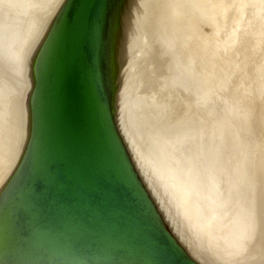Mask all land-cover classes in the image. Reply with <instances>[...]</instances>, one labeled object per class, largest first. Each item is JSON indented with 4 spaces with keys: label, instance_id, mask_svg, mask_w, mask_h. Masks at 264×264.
I'll list each match as a JSON object with an SVG mask.
<instances>
[{
    "label": "water",
    "instance_id": "water-1",
    "mask_svg": "<svg viewBox=\"0 0 264 264\" xmlns=\"http://www.w3.org/2000/svg\"><path fill=\"white\" fill-rule=\"evenodd\" d=\"M250 1L0 0V264H264V115L249 249L210 238L202 148L198 50Z\"/></svg>",
    "mask_w": 264,
    "mask_h": 264
},
{
    "label": "rangeland",
    "instance_id": "rangeland-1",
    "mask_svg": "<svg viewBox=\"0 0 264 264\" xmlns=\"http://www.w3.org/2000/svg\"><path fill=\"white\" fill-rule=\"evenodd\" d=\"M254 4V5H253ZM262 9L261 10H258L257 11V9H256V5H255V3H253V1H250V5H249V7H248V10H247V15H246V17H245V20H244V22H243V25H242V27L241 26H238L239 24H237L238 23V21L235 19V21L233 22V24L231 23L230 25H228L224 30H222L217 36H215L214 38L215 39H213L212 38V40H216V39H224V37H226L225 36V34L227 35L228 34V32H230V30H232V29H235V25L237 24V26H238V31H237V38H236V41H235V44L233 45V46H231V48H225V47H222V48H220L219 50L217 49V48H207L206 50H207V52H209V53H211V50H214L215 51V49H216V51L214 52V54H213V56H212V53H211V59L212 60H207V63H206V61H202V63H203V67H204V69H206V68H214V66H217V64L219 65V67L220 66H226L225 64L227 63V60H225V59H223L222 57L223 56H225V57H228V58H230V57H232L233 58V56L235 57L236 56V53H238L239 51L241 52V49L243 48V46L245 45V44H247V43H249L248 41H249V39H251V37L255 34V33H258L259 35H260V32H262V30H263V32H264V0H263V4H262ZM258 15V16H257ZM259 17V18H258ZM250 19V20H249ZM248 21V22H247ZM237 22V23H236ZM236 23V24H235ZM257 30V31H256ZM239 32V33H238ZM248 33V34H247ZM252 33V34H251ZM261 35H263L264 36V34H262L261 33ZM244 39V40H243ZM247 40V41H246ZM229 49V50H228ZM235 52H234V51ZM218 51V52H217ZM233 52H234V54H233ZM216 53V54H215ZM224 53H226V54H224ZM220 54V55H219ZM210 55V54H209ZM209 55H208V57H209ZM216 56V57H215ZM223 59V60H221V58ZM216 58V59H215ZM217 58H219V59H217ZM221 61V62H220ZM226 61V62H225ZM214 62V63H213ZM212 63V64H211ZM224 72H226V71H224ZM223 72V75H222V77L220 78V80L217 82V84L214 86L215 88L213 89L214 91L212 92V97H207V100H206V103H207V111L208 110H212L213 112H215V113H218V114H221V115H224V118H227V122L224 124V135H223V137L221 136L219 139L218 138H216V139H213V140H210V141H208L207 143H204V144H202V148H203V161H206L207 163H209L210 161H214L216 164L215 165H213L212 166V174H211V177L210 178H212V181L213 182H215L216 180V182H215V185H217L218 187H216V190H215V187L212 189V188H209V185H210V182H208L207 180H206V191L207 192H209V193H212L213 194V196H215V198H212V199H210V201H212V202H216V201H218V200H220L223 196H225L227 193V190L225 191V189H229V187H231V186H229L230 184H232V182L233 181H235V180H239L240 179V177H239V175H241V170H242V168L244 167V168H248V166H251V167H249L247 170H249V171H247L246 170V175H248V176H246V179H248V182H247V184L248 183H250L249 185H247V187H246V189H244V191H243V193H241V194H243L244 195V197H243V195H242V197H241V194H240V199H238L237 201H236V207H238V208H240L242 205V207H248V208H250L251 207V197H252V192H251V185H252V181H250V179L252 180V177H251V173H252V162L248 159V158H250L251 159V157H252V137H253V133H252V126H253V124H251V123H253V116H254V114H255V111H256V109L258 110V111H260L263 115H264V111L262 110V109H264V92H261V90H259L258 88H256L258 85H257V82H256V84H252V83H255V81H253L252 83H250V85H249V82H248V80L246 79V80H242L241 78H237V77H235L234 75L230 78V80H232V81H228L227 83H226V85H222V80H224V78H225V76L227 75V73L225 74ZM234 73H237V72H234ZM240 74V73H239ZM238 73H237V75H239ZM236 75V74H235ZM240 79H241V81H240ZM243 81V82H242ZM239 82H242V85L241 84H239ZM237 83V84H236ZM220 84L222 85V86H220ZM239 84V86H237ZM220 86V87H219ZM228 86V87H227ZM236 86V87H235ZM255 91H254V90ZM256 89H258V91L256 90ZM253 90V91H252ZM229 91V92H228ZM234 91V93L232 94V92ZM235 91H237V92H235ZM216 92V93H215ZM214 93V94H213ZM218 93V94H217ZM226 93H228V94H231V95H229L228 97L229 98H224V96L226 95ZM236 93V95H234ZM237 93H239V94H237ZM248 93V94H247ZM250 93V94H249ZM259 94L260 93V95H258V97H257V95L256 94ZM263 93V95H261ZM225 94V95H224ZM243 94V95H242ZM252 94V98H250L251 95ZM238 95H239V97H238ZM223 96V97H222ZM238 98H236V97ZM245 96H247V98L245 97ZM249 96V97H248ZM262 96V97H261ZM219 97V98H218ZM231 97H233V98H231ZM259 97H261V98H259ZM226 99V100H222V99ZM258 98V99H257ZM227 99H230L231 101H228ZM236 99L237 100H239V102H241V104L239 105L238 104V102L236 101ZM248 101H247V100ZM263 99V100H262ZM244 102H242V101ZM218 101V102H217ZM222 101V102H221ZM226 101V102H225ZM250 101V102H249ZM253 101V102H252ZM256 101V102H255ZM257 101L259 102V103H257ZM225 102V103H224ZM230 102L232 103V105L235 107V104H238V105H236V106H238V107H236V112L235 111H230L228 108L230 107ZM236 102V103H235ZM246 102V103H245ZM252 102V104H250ZM263 102V103H262ZM224 103V104H223ZM230 104V105H229ZM246 104H247V106H248V108H247V106H246ZM249 104V105H248ZM260 104H262V105H260ZM241 105H244V106H241ZM253 105V106H252ZM228 106V107H227ZM258 106H259V108H258ZM256 109H255V108ZM240 108H243L242 110L240 109ZM247 108V109H246ZM254 108V109H253ZM240 109V110H239ZM239 110V111H238ZM245 110H247V111H245ZM241 111V112H240ZM249 111V112H248ZM232 112H234V113H232ZM239 112V114H237ZM243 112H245L244 113V115H241V114H243ZM252 112V113H251ZM237 114V116H236V114ZM247 113H249V114H247ZM235 114V115H234ZM246 114L247 115H249L248 116V119L247 118H245V117H247L246 116ZM241 116H243V119L245 118L246 119V121H244L243 122V119H242V117ZM251 117H252V120H250L251 119ZM228 118L235 124L236 123V125H234V124H232V122H230V120L228 121ZM235 120V121H233V120ZM240 120L241 121V119H242V122H238L237 123V121L238 120ZM249 121V123H248V126L249 127H247V128H245V127H243L242 125H244V126H247L246 124V122H248ZM229 123V124H228ZM230 125H232L233 127L232 128H229L228 126H230ZM252 125V126H251ZM238 126V127H240V128H238L237 127V129H235L236 127ZM229 128V130H227ZM234 128V129H233ZM232 129H233V132H232ZM244 129L246 130L247 129V131H244ZM234 131H235V133H236V135L237 136H235V134H234ZM230 132V133H229ZM245 134H244V133ZM227 133V134H226ZM242 133V134H241ZM230 134V135H229ZM240 135V136H239ZM241 135H245V137L244 136H241ZM252 136V137H251ZM236 139V140H235ZM233 140H234V142L235 141H241V142H243V143H246V142H244V141H247L248 142V145L246 144H242V143H234L233 145H232V143H233ZM236 144V145H235ZM242 144V147H243V149H242V147L240 146ZM235 145V147H237L236 149H234L235 147H233ZM246 146H248V147H246L247 148V150H245V147ZM241 147V149H239ZM236 150H238V151H236ZM243 150H244V153H243ZM248 153H247V152ZM217 152H219V154H217ZM236 152H238L237 154H235ZM212 153H215V154H212ZM234 153V154H233ZM242 153V154H241ZM247 153V154H246ZM208 154V155H207ZM210 154H211V157H214V158H209L210 157ZM217 157H216V156ZM233 155H236V156H233ZM242 155H246V156H243V157H241ZM206 156H207V158H206ZM239 156V157H238ZM247 156H248V158H247ZM251 156V157H250ZM237 158V160H236V158ZM235 158V159H234ZM241 159L240 161H239V159ZM245 158H247L248 159V162L246 161V162H243V161H245V160H247V159H245ZM235 160V161H234ZM252 160V159H251ZM241 161H242V163H241ZM235 162H236V164H235ZM247 163V165H245ZM242 164H244V165H242ZM239 165V166H238ZM247 166V167H246ZM237 167V169H238V167L240 168V167H242V168H240V169H238V170H236L235 168ZM222 168V169H221ZM250 168H251V170H250ZM218 169H220V172H219V170ZM224 169V170H223ZM221 170H223V171H221ZM235 171L237 172V174L238 175H236V174H234L235 173ZM240 173H239V172ZM250 172V173H249ZM250 174V175H249ZM248 177V178H247ZM235 178H238V179H235ZM220 182V184L218 185V183ZM240 181V180H239ZM245 182V183H246ZM221 185V186H220ZM218 188V189H217ZM210 190H212V192H210ZM214 190V191H213ZM224 192H225V195H224ZM243 198H245V199H247V200H245V199H243ZM240 200H243V201H240ZM245 201V202H244ZM239 202V203H238ZM247 202H248V204H247ZM241 203H243V204H241ZM245 203V204H244ZM241 205L240 207H239V205ZM244 205H246V206H244ZM236 207H234V205H232L231 206V210L229 211V213H228V217L227 218H229V217H232V218H230L229 219V222H232L233 221V219H235L237 216L235 215V218H234V216L232 215L233 213H234V210H235V208ZM252 208V207H251ZM251 210V209H250ZM215 245V247H216V244H214Z\"/></svg>",
    "mask_w": 264,
    "mask_h": 264
},
{
    "label": "bare ground",
    "instance_id": "bare-ground-1",
    "mask_svg": "<svg viewBox=\"0 0 264 264\" xmlns=\"http://www.w3.org/2000/svg\"><path fill=\"white\" fill-rule=\"evenodd\" d=\"M251 1H253V3H255V5H256V9H257V11L258 10H261L262 9V4H263V0H251ZM254 5V4H253ZM258 16V15H257ZM259 18V17H258ZM250 20V19H249ZM248 22V21H247ZM237 23V22H236ZM235 23V24H236ZM233 24V23H232ZM237 24H239V23H237ZM237 24L235 25V29H232V30H230V32H228V34L226 35L225 34V36L226 37H224V39H216V40H210V41H208L207 43H206V45L205 46H203L201 49H199L198 50V53H199V56H200V59L202 60V61H206V63H207V60H212L211 59V57L213 56V54H214V52L216 51V49H215V51L214 50H211V53H212V56H211V53H209V52H207V48H217L218 50L220 49V48H222V47H225V48H228L229 46V48H231V46H233L234 44H235V41H236V38H237V31H238V26H240V24L237 26ZM257 31V30H256ZM239 33V32H238ZM259 33V32H258ZM258 33H255L252 37H251V39H249V43H247V44H245L244 46H243V48L241 49V52L239 51L238 53H236V56L234 57L233 56V58L232 57H230V58H228V57H225V56H223L222 58L223 59H225V60H227V63L225 64L226 66L228 65V67L225 69V71L226 72H224L225 74L227 73V75L225 76V78H224V80H222V85H226V83L230 80V78L234 75L235 77H237V78H241L242 80H248V82H249V85H250V83H252L253 81H255V83H252V84H256V82H257V87L256 88H258L259 90H261V92H264V36L263 35H261V33L262 34H264V32H263V30H262V32H260V35L258 34ZM248 34V33H247ZM252 34V33H251ZM213 39H215V38H213ZM244 40V39H243ZM247 41V40H246ZM207 49V50H206ZM229 50V49H228ZM209 51V50H208ZM234 51V50H233ZM218 52V51H217ZM235 52V51H234ZM234 52H233V54H234ZM210 54V55H209ZM216 54V53H215ZM224 54H226V53H224ZM208 55H209V57H208ZM220 55V54H219ZM211 56V57H210ZM216 57V56H215ZM221 58V57H220ZM221 58V60H223ZM216 59V58H215ZM217 59H219V58H217ZM221 62V61H220ZM226 62V61H225ZM204 63V62H203ZM214 63V62H213ZM205 64V63H204ZM212 64V63H211ZM214 67H219V65L217 64V66H214ZM221 67V66H220ZM234 72H237L239 75H237V73H234ZM236 74V75H235ZM241 79H240V81H241ZM230 81H232V80H230ZM243 82V81H242ZM242 82H239V84H241L242 85ZM237 84V83H236ZM239 84L237 85V86H239ZM221 84H220V86H222ZM219 86V87H220ZM228 87V86H227ZM236 87V86H235ZM215 88V87H214ZM258 89H256L257 91H258ZM254 90V89H253ZM252 90V91H253ZM214 90H212V92H213ZM255 91V90H254ZM212 92L208 95V97H212ZM229 92V91H228ZM235 92H237V91H235ZM216 93V92H215ZM234 93V91L232 92V94ZM214 94V93H213ZM218 94V93H217ZM237 94H239V93H237ZM248 94V93H247ZM250 94V93H249ZM225 95V94H224ZM229 95H231V94H228V93H226V95L224 96V98H229L228 96ZM234 95H236V93L234 94ZM243 95V94H242ZM257 95V97H258V95H260V93L258 94H256ZM261 95H263V93L261 94ZM251 97L250 98H252V94L250 95ZM264 96V95H263ZM223 97V96H222ZM236 97V96H235ZM238 97H239V95H238ZM246 98H247V96H245ZM249 97V96H248ZM262 97V96H261ZM261 97H259V98H261ZM219 98V97H218ZM222 99V100H226V99ZM231 98H233V97H231ZM237 98V97H236ZM234 99V98H233ZM238 99V98H237ZM236 99V101L238 102V104L240 103L241 104V102H239V100H237ZM258 99V98H257ZM228 101H231L230 99H227ZM247 100V99H246ZM263 100V99H262ZM242 101V100H241ZM248 101V100H247ZM218 102V101H217ZM222 102V101H221ZM226 102V101H225ZM224 102V103H225ZM243 102V101H242ZM250 102V101H249ZM253 102V101H252ZM252 102L250 103V104H252ZM256 102V101H255ZM260 102V101H259ZM258 101H257V103H259ZM223 103V104H224ZM233 103V102H232ZM232 103L230 102V107L228 108L230 111H237L236 110V107H238L239 105L238 104H235V107L232 105ZM236 103V102H235ZM244 103V102H243ZM246 103V102H245ZM263 103V102H262ZM236 105H238V106H236ZM249 105V104H248ZM260 105H262V104H260ZM264 105V104H263ZM241 106H244V105H241ZM246 106H247V104H246ZM253 106V105H252ZM228 107V106H227ZM264 107V106H263ZM247 108H248V106H247ZM246 108V109H247ZM255 108V107H254ZM253 108V109H254ZM258 108H259V106H258ZM241 110L243 109V108H240ZM239 109V110H240ZM256 109V108H255ZM238 110V111H239ZM263 111H264V109H262ZM210 111H212V110H210ZM245 111H247V110H245ZM241 112V111H240ZM249 112V111H248ZM260 112V111H259ZM232 113H234V112H232ZM244 113L245 112H243V114H241V115H244ZM252 113V112H251ZM236 114V113H235ZM234 114V115H235ZM237 114H239V112L237 113ZM237 114H236V116H237ZM247 114H249V113H247ZM246 114V116L247 117H245V118H247L248 119V116L249 115H247ZM242 117V119H243V116H241ZM243 119V122L244 121H246V119ZM242 119H241V121L240 120H238L237 121V123L240 121V122H242ZM230 119L228 118V121H229ZM233 120V119H232ZM250 120H252V117H251V119ZM233 121H235V120H233ZM253 121V120H252ZM227 122V118H225V123ZM230 122H232L231 120H230ZM239 122V123H240ZM238 123V124H239ZM247 124V126H244V125H242L243 127H245V128H247V127H249L248 126V123H249V121L248 122H246ZM229 124V123H228ZM232 124H234L233 122H232ZM251 124H253V123H251ZM234 125H236V123L234 124ZM240 125V124H239ZM252 126V125H251ZM229 128H232L233 126L232 125H230V126H228ZM236 127V126H235ZM238 127V126H237ZM237 127L235 128V129H237ZM229 128L227 129V130H229ZM238 128H240V127H238ZM234 129V128H233ZM233 129H232V132H233ZM248 129V128H247ZM247 129L245 130L244 129V131H247ZM230 133V132H229ZM244 133V132H243ZM253 133V132H252ZM227 134V133H226ZM234 134H235V136H237L236 135V133H235V131H234ZM242 134V133H241ZM245 134V133H244ZM230 135V134H229ZM240 136V135H239ZM241 136H244L245 137V135H241ZM223 137V136H222ZM252 137V136H251ZM220 138V137H219ZM218 138V139H219ZM246 138V137H245ZM236 140V139H235ZM242 143V144H247L248 145V142L247 141H244V142H246V143H243V142H241V141H235L234 142V140H233V143H232V145L234 144V143ZM242 144L240 145L241 147H242ZM236 145V144H235ZM235 145L233 146V147H235ZM252 145V144H251ZM249 146V145H248ZM248 146H246V147H248ZM241 147L239 148V149H241ZM245 147V146H244ZM245 147V150H247V148ZM252 147V146H251ZM237 147H235L234 149H236ZM249 148V147H248ZM253 148V147H252ZM238 149V148H237ZM242 149H243V147H242ZM236 151H238V150H236ZM239 152V151H238ZM238 152H234L235 154H237ZM247 152V151H246ZM249 152V151H248ZM247 152V153H248ZM233 153V154H234ZM240 153V152H239ZM243 153H244V150H243ZM246 153V154H247ZM212 154H215V153H212ZM217 154H219V152H217ZM242 154V153H241ZM208 155V154H207ZM216 156V155H215ZM218 156V155H217ZM216 156V157H217ZM233 156H236V155H233ZM241 156V155H240ZM243 156H246V155H242L241 157H243ZM239 157V156H238ZM251 157V156H250ZM206 158H207V156H206ZM209 158H214V157H211V154H210V157ZM236 158V157H235ZM234 158V159H235ZM247 158H248V156H247ZM247 158H245V159H247ZM239 159V158H238ZM250 161H252L251 159H252V157H251V159L250 158H248ZM248 159L247 160H245V161H243V162H248ZM236 160H237V158H236ZM241 159H239V161H240ZM235 161V160H234ZM249 161V162H250ZM248 162V163H249ZM203 163H204V171H205V178H206V180L208 181V182H210V185H209V188H214L215 186L216 187H218L217 185H215V182L217 181H215V182H213L212 181V178H210L211 177V174L213 173L212 172V166L213 165H215L216 163L214 162V161H210L209 163H207L206 161H203ZM241 163H242V161H241ZM235 164H236V162H235ZM242 165H244V164H242ZM245 165H247V163L245 164ZM249 165V164H248ZM247 165V166H248ZM239 166V165H238ZM246 166V167H247ZM249 167H251V166H248V168ZM240 168H242V167H240ZM239 167H238V169H240ZM247 168V169H248ZM222 169V168H221ZM236 170H238L237 169V167L235 168ZM246 168H242V170L240 171L241 172V175H239V177H240V181L239 180H235V181H233L232 182V184H230L229 186H231V187H229V189H225V191L227 190V194L225 195V192H224V195L225 196H223L220 200H218V201H216L215 203L214 202H212V201H210V199H212V198H215V196H213V194L212 193H209V192H207L206 191V193H207V208H208V212H209V223H210V238L212 239V241H213V243L214 244H216V249L218 250V252L221 254V256L223 257V256H226V255H228V254H232V253H237V252H240L241 250H245V249H249L250 248V244H251V237H250V232H251V222H250V220H251V207L250 208H248L246 205H244V206H246V207H242L241 205H239V207L240 208H238V207H236V201L238 200V199H240L239 197H240V194L241 193H243V191H244V189H246V187H247V185H249L250 183H248L247 184V182H248V179H246V176H248V175H246V170H247ZM219 170V172H220V169H218ZM224 170V169H223ZM223 170H221V171H223ZM250 170H251V168H250ZM247 171H249V170H247ZM239 172V171H238ZM239 172V173H240ZM250 173V172H249ZM234 174H236V175H238L237 174V172L235 171V173ZM250 175V174H249ZM248 178V177H247ZM235 179H238V178H235ZM247 181V182H246ZM250 181H252L251 179H250ZM219 182V181H218ZM246 182V183H245ZM217 183V182H216ZM220 184V182L218 183V185ZM221 186V185H220ZM250 186V185H249ZM216 187H215V190H216ZM218 189V188H217ZM214 191V190H213ZM210 192H212V190H210ZM242 195L243 194H241V197H242ZM243 197H244V195H243ZM243 199H245V198H243ZM245 200H247V199H245ZM240 201H243V200H240ZM245 202V201H244ZM239 203V202H238ZM251 203V202H250ZM236 204V205H235ZM241 204H243V203H241ZM245 204V203H244ZM247 204H248V202H247ZM232 205H234V207H236L235 208V210H234V213L232 214L233 216H234V218H235V215L237 216L235 219H233V221L232 222H229V219L230 218H232V217H229V218H227L228 217V213H229V211L232 209L231 208V206Z\"/></svg>",
    "mask_w": 264,
    "mask_h": 264
}]
</instances>
